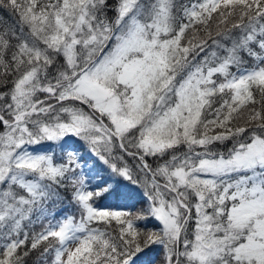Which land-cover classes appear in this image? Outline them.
<instances>
[{
  "label": "snow or ice",
  "instance_id": "6c2138e0",
  "mask_svg": "<svg viewBox=\"0 0 264 264\" xmlns=\"http://www.w3.org/2000/svg\"><path fill=\"white\" fill-rule=\"evenodd\" d=\"M0 264H264V0H0Z\"/></svg>",
  "mask_w": 264,
  "mask_h": 264
},
{
  "label": "trees",
  "instance_id": "16d2710c",
  "mask_svg": "<svg viewBox=\"0 0 264 264\" xmlns=\"http://www.w3.org/2000/svg\"><path fill=\"white\" fill-rule=\"evenodd\" d=\"M61 207L64 213H77V209L73 205L65 204V205H61ZM137 207H144L143 202L139 203ZM93 226H96V225H93ZM36 230H39V226H37Z\"/></svg>",
  "mask_w": 264,
  "mask_h": 264
}]
</instances>
